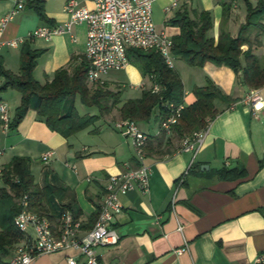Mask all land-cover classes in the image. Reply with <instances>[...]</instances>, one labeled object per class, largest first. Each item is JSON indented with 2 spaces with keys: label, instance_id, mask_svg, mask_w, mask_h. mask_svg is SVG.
Here are the masks:
<instances>
[{
  "label": "crops",
  "instance_id": "obj_1",
  "mask_svg": "<svg viewBox=\"0 0 264 264\" xmlns=\"http://www.w3.org/2000/svg\"><path fill=\"white\" fill-rule=\"evenodd\" d=\"M16 1L0 0V22ZM23 1L24 7L4 26L0 25V57L5 69L17 73L21 46L28 40L31 47L43 50L33 70L35 79L43 84L72 57L76 63L83 59L87 26L83 22L74 24L70 34H54L49 41L28 38L37 27L66 22L69 18L64 11L67 0H44L50 22L26 8L28 0ZM77 1L88 8L94 7V0ZM174 1L176 4L172 6ZM236 3L233 0L232 6L237 7ZM184 9L212 11L216 27L212 35L217 37L221 7L215 0H156L152 4L156 29L166 31L171 37L177 35L179 28L171 25L169 19ZM243 20L238 21L232 31L227 25L232 36L237 34ZM14 39L22 41L17 46L9 45L8 42ZM260 41V45L253 47L257 55L264 54V35L260 36ZM246 48V45L242 46L243 50ZM182 61L178 66L175 62L174 69L183 83L185 106L195 100L193 87L204 85L206 77L233 100L229 104L214 101L219 113L211 120L194 156L192 152L179 151L176 145L160 152L168 139L179 138L172 130L157 147L156 136L163 134L157 133L159 123L153 117L157 112L151 117L153 120L138 123L149 135L154 150H159L147 155L151 165L149 189L147 192L131 190L119 196L122 208L114 215L112 226L120 239L116 244L96 248L100 264H258L255 260L264 251V107L253 112L244 103L250 88L229 67L206 61L202 66L187 68L189 66ZM122 71L131 82L130 89L140 92L135 97H126L124 88L127 85L111 81L106 74L105 85L121 91L119 105L129 98L139 97L141 91L147 89L144 77L131 63ZM258 89L264 103V86ZM20 100L21 94L15 89L0 92V102L6 103L11 120ZM94 108V112L85 114H96L98 119L67 138L50 130L38 117L33 104L15 129L4 130L0 122V168L13 156H25L30 158V169L39 186L50 183L68 188L67 195L62 199L54 198V203L67 205L71 199L75 201V217L81 222L78 236L92 226L109 175L123 171L126 163L136 165L131 141L113 125L120 116L102 115ZM71 137L74 142L69 141ZM47 150H54L55 154L44 163L41 155ZM65 162L74 164L76 169H71ZM231 168L244 170V174L227 178L220 174ZM178 225L182 226L181 230ZM182 247L185 250L177 253L176 250ZM77 255V250L67 248L40 254L31 264H67L68 256ZM77 259L78 264L84 261L83 256Z\"/></svg>",
  "mask_w": 264,
  "mask_h": 264
},
{
  "label": "trees",
  "instance_id": "obj_2",
  "mask_svg": "<svg viewBox=\"0 0 264 264\" xmlns=\"http://www.w3.org/2000/svg\"><path fill=\"white\" fill-rule=\"evenodd\" d=\"M233 0L222 1V24L217 37L210 35L213 26L212 16L208 10H181L169 19V23L179 28V33L172 37L174 57L183 59L188 65L202 66L209 61L215 65H225L239 75L241 82L248 88L264 86V54L257 55L253 47L260 45V36L264 35V0H243L245 3V21L239 25L237 34L232 36L227 27L229 12ZM26 8L32 9L40 19L50 22L45 13L44 0H28ZM246 45L245 50L242 46ZM42 49L31 47L25 40L20 50L19 71L13 73L3 67L0 57V92L12 88L21 94L20 104L9 124L13 130L33 104L38 117L47 127L67 138L92 125L96 114L79 115L74 99L78 95L80 102L87 107H96L100 114H109L117 109L120 119H129L136 123L147 122L153 116L158 123L166 119L171 110L169 105L183 103L184 87L179 73L164 62L160 53L154 50L130 48L127 50L129 63L133 64L142 77H148L151 86L141 91L137 98H129L121 105V91L111 90L103 84L90 86L86 78L88 61L84 56L79 62L70 59L66 66L58 68L50 81L40 83L35 79L33 70ZM158 90L154 91L153 86ZM195 100L184 106L178 122L173 125L177 138H184L205 128L219 113L214 101L232 102L231 96L225 94L210 78L205 84L192 89ZM119 105V106H118ZM165 134L156 136L157 147L164 142ZM168 141V140H167ZM148 139L146 151L158 153ZM224 177H238L244 170L235 168L220 171ZM68 188H59L50 183L39 186L34 181L30 169V158L13 156L3 164L0 174V264H10L15 245L22 237L15 227L13 219L20 211L17 200L22 195L28 197L30 210L47 215L52 221L58 209H69L74 217L76 206L73 199L67 205L54 203V198L62 199ZM98 210L95 215H97ZM77 217V216H76Z\"/></svg>",
  "mask_w": 264,
  "mask_h": 264
},
{
  "label": "built area",
  "instance_id": "obj_3",
  "mask_svg": "<svg viewBox=\"0 0 264 264\" xmlns=\"http://www.w3.org/2000/svg\"><path fill=\"white\" fill-rule=\"evenodd\" d=\"M154 1L156 0H94V7L88 8L77 0H67L64 4V11L69 15L66 22L37 27L28 34V38L49 41L54 34H70L74 24L85 23V57L88 61L86 78L89 84H103L105 75L110 71L124 69L129 64L127 50L130 48L154 50L161 54L168 67L174 68L172 37L166 31L156 29L152 19ZM23 7L24 1L17 0L15 6L1 19V27ZM168 10L169 7L166 8V11ZM21 41L14 39L8 44L17 46ZM153 90L157 91L158 86L154 85ZM243 101L253 112L264 107L258 88L250 89ZM184 106L183 103L177 106L169 105L171 114L159 123L158 134L169 135L172 132ZM0 122L4 130H9L11 118L5 102H0ZM210 122L208 121L202 130L182 138L179 151L192 152L194 156L202 145ZM113 125L121 134L131 139L136 165L126 163L123 171L109 175L92 226L83 235L78 236L81 222L69 210L60 209L52 221L47 215L30 210L28 197L24 194L17 200L21 209L13 219L22 237L14 247L10 264H31L40 254L67 248L78 251L77 256L67 257V264H78V256L84 257L81 264H100L96 248L113 245L119 241L120 235L112 226L114 215L122 208L119 196L131 190L147 192L151 165L146 154L149 135L138 123L129 119H118ZM54 154V150H47L42 153L41 160L47 163ZM65 164L73 170L76 169L74 164ZM187 172L188 169L185 173ZM178 229L181 230L182 226L178 225ZM184 250L185 247H182L176 252L181 253ZM255 262L264 264V251L258 255Z\"/></svg>",
  "mask_w": 264,
  "mask_h": 264
},
{
  "label": "rangeland",
  "instance_id": "obj_4",
  "mask_svg": "<svg viewBox=\"0 0 264 264\" xmlns=\"http://www.w3.org/2000/svg\"><path fill=\"white\" fill-rule=\"evenodd\" d=\"M216 1V3H217V5H219V7H221V17H220V19H219V23H218V29L220 28V26H221V24H222V4H221V2L222 1H228V0H215ZM236 5H237V7H233L232 5H231V8H230V12H229V19H228V23H227V25H229V30L230 31H232V29H234V27H235V25H236V23H238V21H240L241 19H245L244 17H245V14H246V8H245V3H244V1L243 0H236ZM210 11V10H209ZM210 13L212 14V11H210ZM213 15V14H212ZM158 17H160V16H158ZM161 17L159 18V21H161ZM153 21H154V24H156L155 22V20H154V16H153ZM244 21V20H243ZM231 23V24H230ZM215 26L213 25L212 26V31H211V35L212 34H214V30H215ZM229 31V33H231ZM213 36V35H212ZM181 60H183V59H181V58H179V57H177L176 59H175V57H174V63L176 62V64H177V66H178V64H180L179 62L181 61ZM182 62H185L184 60L182 61ZM186 63V62H185ZM185 63H182V64H185ZM131 65H133V64H131ZM134 66V65H133ZM186 66H189V67H187V68H192L193 66H191V65H188L187 63H186ZM135 67V66H134ZM136 68V67H135ZM186 68V69H187ZM137 69V68H136ZM185 69V70H186ZM138 70V69H137ZM183 70H181V72H182ZM184 73V72H183ZM140 74V73H139ZM107 78L108 79H110L111 81H119V83L120 84H126L127 85V87H125L124 88V95H126V97L128 96V97H135L136 95H138L139 94V90L138 89H135V90H133V89H130V87H129V85L131 84V82H130V80L128 79V78H126L125 76H124V72L122 71V70H115V71H110L107 75ZM141 76V75H140ZM143 81H144V85H145V87L146 88H149L150 86H151V83H150V81H149V78L148 77H144V79H143ZM90 86H93L92 84H90ZM113 90L115 91V89L113 88ZM125 97V96H124ZM75 107H76V110H77V112L80 114V115H83V114H85V113H90V112H94V110H96L94 107H92V108H90V107H86L85 105H83L81 102H80V100H79V97H76V99H75ZM111 114H114V116H119L120 114H119V112H117V111H115V110H112L111 112H110ZM154 117V116H153ZM118 119H120V118H117L116 120H118ZM150 120H153V118H150ZM150 131H152V129L150 128L149 129ZM128 139L131 141V139L128 137ZM182 139V138H181ZM181 139L179 138V139H177V140H175L173 137L172 138H170V139H168V141H167V143L166 142H164V144L161 146V148H160V152L161 153H164V152H166V151H168L169 149H170V147H172L173 145H176L175 147H180V142H181ZM69 141L70 142H74V139H73V137H71L70 139H69Z\"/></svg>",
  "mask_w": 264,
  "mask_h": 264
}]
</instances>
